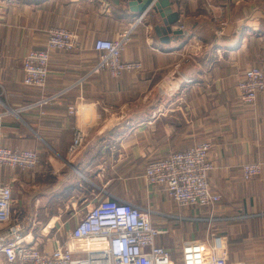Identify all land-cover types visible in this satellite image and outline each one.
I'll list each match as a JSON object with an SVG mask.
<instances>
[{
  "label": "crops",
  "instance_id": "obj_1",
  "mask_svg": "<svg viewBox=\"0 0 264 264\" xmlns=\"http://www.w3.org/2000/svg\"><path fill=\"white\" fill-rule=\"evenodd\" d=\"M170 1L179 12L172 28L182 34L162 40L159 11L133 13L129 0H0V112L10 110L0 141L40 158L35 169L0 172L13 191L12 221L33 222L27 240L51 251L56 229L64 236L99 199L117 198L151 209L165 231L157 243L179 260L184 243L210 239L213 214L231 261L264 264V91L248 105L237 89L247 68L264 70V0ZM135 23L122 58L144 69L90 74L100 59L96 39H115ZM58 26L73 30L80 47L51 52L44 89L25 86L24 56L44 49L47 30ZM77 129L85 142L70 155ZM203 140L213 144L210 183L222 196L214 213L178 206L144 177L151 161ZM247 162L263 166L252 180L242 176Z\"/></svg>",
  "mask_w": 264,
  "mask_h": 264
},
{
  "label": "built area",
  "instance_id": "obj_2",
  "mask_svg": "<svg viewBox=\"0 0 264 264\" xmlns=\"http://www.w3.org/2000/svg\"><path fill=\"white\" fill-rule=\"evenodd\" d=\"M136 24L122 31L115 39L97 38L94 48L100 59L90 74L108 71L114 78L127 72L144 69L141 61L123 60L122 52L132 40ZM44 49H31L23 58L25 86L44 89L50 74L51 52L73 51L80 47L77 34L66 27L47 30ZM177 64L176 67H179ZM239 98L244 104H255L264 91V70L258 66L247 68L237 83ZM51 97L43 99L47 103ZM9 109L0 112V131ZM70 111L76 113L77 107ZM85 132L77 129L68 152L74 155L85 142ZM213 144L203 140L193 146L170 153L167 157L151 161L145 169V180L151 185L164 187L168 196L180 207H208L211 213L222 196L210 183L214 163L209 155ZM40 163L39 154L31 149H12L0 141V172L5 167L32 170ZM263 170L260 162H247L241 167L245 180L258 177ZM13 191L0 182V264H246L230 260L224 235L216 232L214 215L209 219L211 235L207 241L184 243L180 259L175 260L172 250L157 243L165 231L152 222L151 209L113 199H99L76 226L60 237L56 229L53 248L48 251L27 239L35 226L25 220L12 221ZM53 228L47 224L42 232L49 236Z\"/></svg>",
  "mask_w": 264,
  "mask_h": 264
},
{
  "label": "water",
  "instance_id": "obj_3",
  "mask_svg": "<svg viewBox=\"0 0 264 264\" xmlns=\"http://www.w3.org/2000/svg\"><path fill=\"white\" fill-rule=\"evenodd\" d=\"M129 9L131 12L143 15L151 8L159 11L163 22L162 25L156 26L159 37L163 40V33L166 34H182V29L173 30L172 26L179 18V12H173L170 0H129Z\"/></svg>",
  "mask_w": 264,
  "mask_h": 264
},
{
  "label": "rangeland",
  "instance_id": "obj_4",
  "mask_svg": "<svg viewBox=\"0 0 264 264\" xmlns=\"http://www.w3.org/2000/svg\"><path fill=\"white\" fill-rule=\"evenodd\" d=\"M242 62H245V61H242ZM204 233H205V229H204V228H201V230H200L199 232L196 233V237L201 238V236H202ZM58 235H59L60 237H62V233H61V232H60V233L58 232ZM196 241H198V239H197ZM199 241H201V240H199Z\"/></svg>",
  "mask_w": 264,
  "mask_h": 264
}]
</instances>
